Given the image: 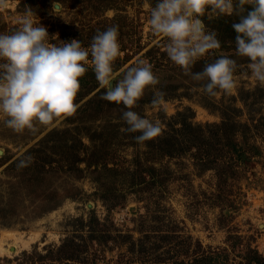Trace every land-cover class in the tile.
Returning a JSON list of instances; mask_svg holds the SVG:
<instances>
[{
    "label": "rangeland",
    "instance_id": "obj_1",
    "mask_svg": "<svg viewBox=\"0 0 264 264\" xmlns=\"http://www.w3.org/2000/svg\"><path fill=\"white\" fill-rule=\"evenodd\" d=\"M56 2L61 10L52 15L54 0H7L0 32L15 29L28 8L50 35L80 39L85 47L98 29L119 25L115 68L140 59L153 65L160 83L134 110L159 119L163 132L152 141H170L176 151H155L150 140L136 142L139 133L122 131L127 109L102 99L106 89L91 66L74 115L23 134L0 118V264H195L201 257L264 264V87L251 78L248 59L235 56L231 25L238 18L203 17L221 48L192 71L220 54L240 65L232 92L209 96L151 33L147 20L156 0ZM157 91L165 94L160 106L152 104ZM232 141L246 153L229 149ZM180 145L189 149L179 151ZM205 148L211 159L219 154L216 163L206 166ZM27 156L32 162L18 168Z\"/></svg>",
    "mask_w": 264,
    "mask_h": 264
},
{
    "label": "clouds",
    "instance_id": "obj_2",
    "mask_svg": "<svg viewBox=\"0 0 264 264\" xmlns=\"http://www.w3.org/2000/svg\"><path fill=\"white\" fill-rule=\"evenodd\" d=\"M7 0H0L6 7ZM61 10L54 0L50 14ZM237 17L235 56L248 59L251 78L264 87V0H156L147 20L151 33L165 40L163 51L174 65L192 80L204 82L202 91L215 96L217 90L230 94L236 87L237 60L220 54L205 62L199 72L194 66L209 55H216L221 41L203 17ZM119 25L97 30L88 47L80 39L60 40L26 9L18 26L0 32V118L13 132H34L37 126H49L54 120L74 115L80 108L77 96L81 78L89 66L95 73L102 96L123 105L120 119L127 133H139L134 139L143 144L163 132L159 119H150L134 109L149 88L160 83L153 65L140 59L134 66L117 71L115 62L122 56ZM55 41V42H53ZM164 93L157 91L152 104L160 106ZM33 157L19 161L18 168L30 164Z\"/></svg>",
    "mask_w": 264,
    "mask_h": 264
},
{
    "label": "trees",
    "instance_id": "obj_3",
    "mask_svg": "<svg viewBox=\"0 0 264 264\" xmlns=\"http://www.w3.org/2000/svg\"><path fill=\"white\" fill-rule=\"evenodd\" d=\"M231 125V123H229V122H223V123H221L219 126H224V128L225 129H227V128H229V126ZM232 131V130H231ZM218 137H219V139H218V141L221 143V141H223V139H221V135H220V133H217L216 134ZM220 135V136H219ZM160 140H162V141H160ZM160 140H158V142H156V141H152V140H150L151 141V143L152 144H155V151L156 150H160V149H162V150H164L165 149V151L167 152V153H170V154H172V153H175V151H176V148H175V145L174 144H172V143H167V142H170V141H165L164 139H160ZM163 140L165 141V142H163ZM233 142V144H232V146L229 144V143H227V147L229 148V149H231V150H234V152L235 153H237V155L240 153V156H242L244 153H246V149L247 148H245V147H243V149L242 150H238V147H236L235 146V144H234V141H232ZM165 147V148H164ZM179 147V146H178ZM248 147H250V146H248ZM255 147V146H254ZM210 148L212 149V144H211V141H210ZM189 149V146H185V147H182L181 145H180V149H179V151H185V150H188ZM213 150V149H212ZM211 150V151H212ZM161 151V150H160ZM178 151V150H177ZM205 151L207 152V150H206V148H205ZM208 151H209V148H208ZM210 151V152H211ZM210 152H207L206 153V157H204V159H207V161H206V166H208L209 165V163H216L217 161H218V155L219 154H216V155H214L213 157L214 158H210ZM202 155H201V153H199L198 154V159L201 157ZM205 156V155H204ZM201 159V158H200ZM208 259V258H207ZM205 260V258L204 257H201V258H196L195 260H194V262H195V264H211V262H210V259L211 258H209L208 260ZM257 261H259L260 263H261V261L263 262V260L261 259V258H258L257 259ZM204 262V263H203ZM258 262V264H260Z\"/></svg>",
    "mask_w": 264,
    "mask_h": 264
},
{
    "label": "bare ground",
    "instance_id": "obj_4",
    "mask_svg": "<svg viewBox=\"0 0 264 264\" xmlns=\"http://www.w3.org/2000/svg\"><path fill=\"white\" fill-rule=\"evenodd\" d=\"M5 234H6V233H5ZM7 235H8V234H7ZM7 235H6V236H7ZM10 235H11V234H10ZM10 235H9V236H10ZM1 237H2V236H1ZM1 237H0V250H1V251H4L5 249H4L3 246H2V240H3V239H2ZM4 238H5V237H4ZM13 238H14V237H13ZM6 239H7V238H6ZM13 241H14V239H13ZM15 242H16V241H15ZM3 245H4V244H3ZM10 247H11V246H10ZM12 249H13V248H12ZM9 250H10V249H9Z\"/></svg>",
    "mask_w": 264,
    "mask_h": 264
}]
</instances>
